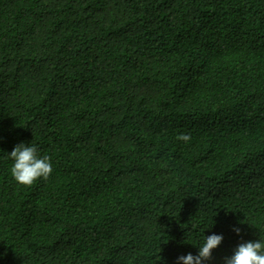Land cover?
I'll use <instances>...</instances> for the list:
<instances>
[{"label": "trees", "instance_id": "trees-1", "mask_svg": "<svg viewBox=\"0 0 264 264\" xmlns=\"http://www.w3.org/2000/svg\"><path fill=\"white\" fill-rule=\"evenodd\" d=\"M21 142L47 180L14 181ZM213 233L207 264L264 234V0H0V264H177Z\"/></svg>", "mask_w": 264, "mask_h": 264}, {"label": "clouds", "instance_id": "clouds-1", "mask_svg": "<svg viewBox=\"0 0 264 264\" xmlns=\"http://www.w3.org/2000/svg\"><path fill=\"white\" fill-rule=\"evenodd\" d=\"M176 139L187 142L190 136L182 133ZM8 157L12 161L10 174L20 185L28 186L39 180H47L53 172L50 157L40 155L32 143L17 144L8 152ZM233 230L240 235L239 227H234ZM223 240L222 234L204 235L202 242L195 245L198 253L179 256L177 264H207L212 259L213 251ZM224 264H264V234L259 235V239L240 243L230 256L224 258Z\"/></svg>", "mask_w": 264, "mask_h": 264}]
</instances>
